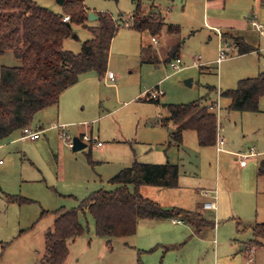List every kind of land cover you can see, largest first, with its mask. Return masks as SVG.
Here are the masks:
<instances>
[{"label":"rangeland","instance_id":"rangeland-1","mask_svg":"<svg viewBox=\"0 0 264 264\" xmlns=\"http://www.w3.org/2000/svg\"><path fill=\"white\" fill-rule=\"evenodd\" d=\"M34 1L56 13L62 12V4L57 0ZM228 1L234 2L230 16L233 19L240 18L243 6L254 3V0ZM84 3L90 12H108L119 25L111 45L108 70L104 76L96 71L81 75L73 87V95L67 98V116L74 117L72 122H58L54 111L50 114L52 111L48 110L52 109H46L35 116L31 126L41 133L37 140L23 138L22 131H17L1 141L0 239L10 244L0 264H42L45 234L51 231L56 219L53 211L75 208L95 190H113L116 185L109 179L121 168L134 160L154 163L146 160L160 151L162 163L168 162L167 157L179 159L181 173L180 187L168 190L176 196L165 195L163 202H182L196 209L197 200H204L199 194L200 187H204L215 191L217 203L222 201L224 210L221 213L218 210L217 217L214 211L205 213L216 222L215 228L212 223L200 221L193 225L180 223L185 227L179 228L177 239L181 240L173 242L176 244L172 248L170 243L152 246V251L142 254L143 263L264 264V238L258 239L260 245L252 246L255 252L250 250L255 239L253 227L264 223V176L257 173L258 161L264 158V96L260 112H240L228 111L230 100L220 94L221 90L235 88L241 78L264 70V36L258 31L251 32L260 54L238 56L233 41L228 39L231 42L228 46L230 43L223 36L224 40L206 27L207 9L204 10L202 0H141L144 9H153L168 23L182 26L179 35H170L163 28L159 43L155 44L149 32L131 28L132 22L130 26L126 24L136 10V0H84ZM211 12L210 5V18ZM255 16L264 26L263 20ZM86 24V27L73 25L72 35L64 40L65 50L82 51L84 42L92 38L88 27L98 26L99 20L88 18ZM178 39L183 42L179 52L182 63L175 69L171 65L175 58L170 62L166 59ZM141 46L149 47L152 59H143L146 55ZM221 46L227 54L219 61ZM0 65L20 66L21 60L8 51L0 55ZM201 66L208 69L203 71ZM109 72L114 73V79L108 78ZM189 79L192 85L186 84ZM208 85L213 89H208ZM156 86L164 91L158 103L148 101L146 95ZM204 96L208 98L206 103L219 102L214 111L219 130L228 142L226 149L218 152L216 146L201 147L194 130L186 131L180 146L167 149L166 144H158L163 141L160 130L164 129L156 128V116H168L164 105L189 103ZM169 126L174 124L164 127L165 130ZM84 135L90 138L84 140L87 146L74 151L69 142ZM233 149L243 154L253 149L256 157L248 158V167L241 169ZM90 151L94 162L89 160ZM146 188L143 193L147 197L155 196L151 190H160L153 186ZM19 198L30 202H20ZM43 210L50 213L41 217ZM79 217L85 231L72 246L71 260H74L70 264H111L136 259L137 250L133 248L136 237L111 238L114 244L111 250L106 246L109 239L97 236L93 216L81 212ZM242 245L246 248L241 249ZM76 258L80 259L78 263Z\"/></svg>","mask_w":264,"mask_h":264},{"label":"trees","instance_id":"trees-1","mask_svg":"<svg viewBox=\"0 0 264 264\" xmlns=\"http://www.w3.org/2000/svg\"><path fill=\"white\" fill-rule=\"evenodd\" d=\"M136 1L133 19L128 21L132 22L131 27L135 30L148 31L155 37L166 25L171 32L179 29L176 25L167 24L160 13L146 12L141 0ZM62 7V12L56 13L34 0H0V55L9 51L21 60L20 66L0 65V141L26 127L31 128L35 116L57 105L63 92L75 85L82 74L96 71L99 76H104L108 70L112 41L119 30L116 19L108 12L97 13L99 25L88 27L92 38L84 42L81 52L74 53L64 49V40L72 35L74 24L87 26L90 11L84 0H64ZM65 17H68L67 21H64ZM181 46L182 42L177 43L166 61L180 57ZM253 49L245 46L241 51L245 53ZM207 88L213 89L211 86ZM221 95L231 99L230 110L258 112L264 96V71L256 77L241 79L236 88ZM147 100L159 102V99ZM207 100L204 96L189 103L164 105L168 116L162 118V124L168 126L173 123L176 126L166 143L167 148L181 145L187 130L196 132L201 146L216 145L218 117ZM88 157L90 162H94L91 151ZM261 173H264V163ZM109 182L116 185L113 190L93 191L80 200L77 207L53 212L56 219L46 235L43 264H64L67 261L69 242L85 231L79 217L81 212H89L93 216L97 236L109 241L111 238L133 236L139 222L146 219L179 218L192 224L196 220L204 223L195 212L178 207L166 209L140 191L144 185L177 187L179 167L175 164L135 161L113 175ZM18 200L30 202L26 198ZM47 213L44 211L43 215ZM253 232L255 239L250 247L261 244L258 239L264 238V223H257ZM137 264L144 263L139 259Z\"/></svg>","mask_w":264,"mask_h":264},{"label":"crops","instance_id":"crops-1","mask_svg":"<svg viewBox=\"0 0 264 264\" xmlns=\"http://www.w3.org/2000/svg\"><path fill=\"white\" fill-rule=\"evenodd\" d=\"M203 3V8L204 10L207 9V12L205 10V13H204V19L207 20V28L208 29H211V30H214L216 33H217V29L221 32L223 38L227 41V43H230L228 46L231 45V42L230 41H233V44H232V47L234 48V50L236 51V54L238 56H241V55H246V54H249V53H258L260 54V51L258 47H255L254 45V40L252 39L251 37V32H254V31H257L254 29V27L252 26L251 24V20L256 18L258 20V17L255 16V14H257L259 16V18H261L264 22V13H263V5H264V1L262 0H254V3L253 4H247L246 5V8H244L243 6V12L240 16V18H231L230 16L233 15L232 13V10H233V7H234V2H230L228 0H202ZM212 7V15H211V18L208 16V9L209 7ZM88 8V7H87ZM227 8H231V9H227ZM88 10L90 11V9L88 8ZM146 12H150V11H154L153 9H150V10H147L145 9ZM251 12V13H250ZM134 14V13H133ZM132 14V15H133ZM249 14V15H248ZM253 14V15H252ZM131 15V16H132ZM130 16V17H131ZM228 16L231 18H228ZM207 17V18H206ZM165 19V17H164ZM238 20V21H236ZM130 21V20H129ZM166 21V19H165ZM167 22V21H166ZM206 23V22H205ZM167 24H173V25H176L179 27V29L174 30V32H171L169 31V29L167 28V25L164 26L163 28H166L167 29V33L170 34V35H179L180 32L182 31V26L180 23H168ZM97 26V25H95ZM94 26V27H95ZM132 28V27H131ZM134 29V28H133ZM163 30V29H162ZM146 32V31H145ZM148 32V31H147ZM162 32V31H161ZM161 32L156 35L155 37L157 38V41L159 40V36L161 35ZM260 33V32H259ZM261 34V33H260ZM262 35V34H261ZM264 36V35H262ZM153 38V36H152ZM223 39V40H224ZM229 39V40H228ZM153 41V40H152ZM154 42V41H153ZM179 42H182V41H179V39L176 41V43H174L170 49L168 50L167 52V55L168 53L170 52V50ZM155 43V42H154ZM159 43V41H158ZM158 43H155V44H158ZM183 44V42H182ZM245 46H251L253 47L254 49L252 51H249V52H245V53H242L241 49ZM142 48V52L146 55V57H144L143 59L145 60L146 58L147 59H152L149 55V52L151 53V51H149V47H147V49H145L143 46H141ZM153 52V51H152ZM155 55V54H154ZM148 56V57H147ZM180 56V54H179ZM156 58V56H154V59ZM200 69H202L204 71V69H208L206 68V66H201ZM262 71L264 70H259L257 75L259 73H261ZM83 75V74H82ZM257 75L255 76H248V77H244V78H241V79H245V78H252V77H256ZM81 77V76H80ZM240 79V80H241ZM239 80V81H240ZM238 81V82H239ZM79 82V81H78ZM77 82V83H78ZM76 83V84H77ZM75 84V85H76ZM75 85L71 86L70 88H68L66 91L63 92V94L61 95L60 97V101L57 105H54V106H51V107H48L46 109H52V110H48V111H52L50 112L53 113L54 111V115H55V118L56 120H58V122H60L62 120V123H70L72 122V120L74 119V117L72 116H67V111H68V108H66L68 106L69 103H67V98L69 97V95H73L71 94L72 91H73V87H75ZM209 86V85H208ZM236 88V87H235ZM230 89H234V88H230ZM230 89H226V90H230ZM224 90V91H226ZM223 90H221L219 93L222 94L224 92ZM164 95V94H163ZM223 96V95H221ZM161 97V96H160ZM160 97L158 99H160ZM227 97V96H225ZM229 98V97H227ZM148 99V98H147ZM157 99V100H158ZM230 102H229V105L227 106V109L228 111L230 110L229 109V106L231 104V99L229 98ZM218 101H209L207 104L211 107L213 106L214 104H218V106H215V107H211L212 110H217V108H219V102L217 103ZM260 106V104H259ZM52 107H56L53 108ZM260 108V107H259ZM46 109L40 111L39 113H43V111H46ZM232 111V110H230ZM235 111V110H233ZM261 109H259L258 112H260ZM38 113V114H39ZM63 113H65L63 115ZM49 112H47L45 114V117L46 115H48ZM158 118V121L156 123V128H159V129H164V130H160L163 135H164V138L162 139L163 141H160L158 144H166L170 139H171V134L172 132L175 130V125L174 126H169V130H165L166 128L164 127H167V126H164L161 122L162 118L166 117H162L161 114H157L156 116ZM73 118V119H71ZM70 121V122H69ZM40 128H43V125L40 126ZM185 133L186 131L184 132V136H185ZM41 134V133H40ZM184 136H183V139H184ZM39 137V136H38ZM170 138V139H169ZM219 138H222L224 139V145H223V150L226 149L225 148V145H227V140H226V137L223 136L221 134V130H219V126H218V136H217V142H218V139ZM38 139V138H37ZM35 139V140H37ZM198 139V137H197ZM2 141V140H1ZM11 141V140H10ZM84 141V140H83ZM184 141V140H183ZM115 142V141H114ZM119 142V141H117ZM183 143V142H182ZM199 143V141H198ZM182 145V144H181ZM200 145V144H199ZM177 146H180V145H177ZM201 146V145H200ZM217 147V150H218V144L216 143L215 145ZM202 147V146H201ZM1 149V148H0ZM168 149V148H167ZM222 150V151H223ZM253 149H250V152L252 151ZM233 153L234 156L236 157H239L238 154H243V153H240L239 151H236V149H233L231 150ZM218 152H221L218 150ZM248 152V153H250ZM255 153V151H253ZM162 152H157L155 155L153 156H149L148 162H154V163H162L164 162V159H163V154H161ZM248 153H244V154H248ZM92 155V153H91ZM165 156L167 157V153H165ZM251 157H256V153L254 156H251ZM249 157V158H251ZM168 158V162H165V163H171V164H175L179 167V182H178V186L177 187H174V188H161V187H158L160 190H151V192L153 194H155V196H152L151 197H148L150 199H153L155 201H157L162 207L166 208V209H170V208H174V207H178V208H182V209H185V210H188V211H192V212H195L196 215L200 218L203 219L204 223L202 224H208V223H212L214 224V228L216 227V222L213 221L211 219V217H206L205 216V213L206 212H209V211H214V214L216 215L217 217V214L216 212L218 210H220V213L221 211L224 210V207L221 205L222 201L219 203H217V209L216 210H207V209H204L202 207V203L203 201H200L199 199L197 200V202L195 203V208L196 209H190V207L184 203H178L177 201H171L170 203H166V202H163V197L165 195H168V196H172V197H175L176 195L173 194V192H168L169 189H177L180 187V184H181V173H180V164H179V159H171L170 157H167ZM238 159L240 160V158H235V161L237 162ZM137 160H134L133 162H135ZM259 163V166L257 168V173H258V176H264V173L262 174L261 173V165L262 163H264V158L261 159L260 161H258ZM257 163V165H258ZM132 165V164H131ZM130 166V165H128ZM126 166V167H128ZM240 168L242 169H246L248 167V162H246L245 165H239ZM125 168V166L123 167ZM121 168V169H123ZM120 169V170H121ZM119 170V171H120ZM118 171V172H119ZM219 182H220V179H219ZM227 183V182H226ZM147 186H150V185H144V186H141L140 188V191L141 193L147 197L143 192H144V189H147L146 187ZM153 187H156V186H153ZM204 187H200L199 189V194L200 196H202V191L204 190L203 189ZM203 189V190H202ZM202 190V191H201ZM96 191V190H95ZM150 191V190H149ZM178 198V197H177ZM203 198V196H202ZM82 200V199H81ZM222 200H223V196H222ZM217 202V200H216ZM65 208V207H63ZM61 209V208H59ZM66 209V208H65ZM58 210V209H57ZM44 211H47L48 213H50V211L48 210H43ZM43 212L41 214V217L42 216H45L43 215ZM54 212V211H53ZM52 212V213H53ZM47 213V214H48ZM197 218V217H196ZM211 219V220H209ZM198 221V220H196ZM180 223H188V221L184 220V219H179V218H173V219H146V220H141L138 224V228H137V232L136 234H134L133 236L136 237L134 240H135V245H133V248L135 250H137V257L136 259L134 258H129L128 261H112L111 264H137L138 263V260L141 259V261L143 262V259H142V254L146 253V252H149V251H152L153 250V247L152 246H158V245H161V246H166L168 243H170V247H174L173 244H176V243H173V242H179L178 240H181V239H177V237L179 236L178 233L180 231L179 228H185L184 226L180 225ZM190 223V222H189ZM192 224V223H190ZM193 225V224H192ZM171 231V232H170ZM46 235L47 233L45 234V239H46ZM132 236V237H133ZM80 237V236H79ZM99 237V236H98ZM131 237V236H130ZM102 238V237H100ZM78 239V238H77ZM72 240L69 242V256H68V259L67 261L64 263V264H70L71 261H73L74 259L72 258L71 260V257H73V252H72V246L76 243V240ZM203 240V239H202ZM45 241V240H44ZM45 243V242H44ZM10 244V242H4L0 239V246H1V251H0V260L2 259L3 255H4V251H5V248ZM126 244L128 245V243H124V246L126 247ZM106 246H110L111 247V250H113V242L112 240H107V244ZM166 248H169V247H166ZM246 246L245 245H242L241 246V249H245ZM44 254H45V251L43 253V256H42V259H41V262L43 264V257H44ZM98 257H100L98 255ZM80 259L76 258V262L78 263Z\"/></svg>","mask_w":264,"mask_h":264},{"label":"built area","instance_id":"built-area-1","mask_svg":"<svg viewBox=\"0 0 264 264\" xmlns=\"http://www.w3.org/2000/svg\"><path fill=\"white\" fill-rule=\"evenodd\" d=\"M132 19H133V16L130 17V20H132ZM67 20H68V17H65L64 18V21H67ZM126 24L128 26L131 25L130 22H128ZM251 24H252V26L254 27L255 30H257L262 35H264V26H263L262 23H260L256 18H254V19L251 20ZM216 31H217L218 35L220 36V38L223 39L221 32L218 29ZM152 40L155 43H158L156 37H153ZM226 54H227V52H226L225 48L223 46H221L220 47V53H219V61H221L222 59H224L225 56H226ZM181 63H182L181 58L180 57H177L174 62H171V65H172L173 68L177 69V68L180 67V64ZM108 78L109 79H114L115 78L114 73L113 72H109ZM163 94H164V91L161 90L159 88V86H156V88H153L152 90H150V91H148L146 93L147 97L149 99H153V100H157ZM215 106H218V104H214L211 107H215ZM22 133H23V136H22L23 138L24 137H27V138H30L31 140L37 139L38 136L40 135V131H34L30 127L24 128L23 131H22ZM82 140L88 141V140H90V138L87 135H84L82 137ZM224 142H225L224 139H222V138H219L218 139L217 144H218V150L219 151H222L223 150ZM99 144H101V143L99 142ZM69 145L70 146H73V142H69ZM2 146H3V144L0 141V148H2ZM254 155H255V153L253 152V150L250 153H248V154H238V156L240 158V165H242V166L245 165L246 162H247V159L249 157H251V156H254ZM1 162L2 161L0 160V163ZM202 196L205 199L203 201V203H202V207L204 209H207V210H216L217 209V202H216L217 195L215 194V191H212V190H209V189H204L202 191ZM250 250H251V253L255 252V248H253V247Z\"/></svg>","mask_w":264,"mask_h":264},{"label":"water","instance_id":"water-1","mask_svg":"<svg viewBox=\"0 0 264 264\" xmlns=\"http://www.w3.org/2000/svg\"><path fill=\"white\" fill-rule=\"evenodd\" d=\"M58 1V3L59 4H63V2H64V0H57ZM89 18L91 19V20H93V19H98L99 18V16H98V14L97 13H95V12H89ZM186 84L187 85H192V80H187L186 81ZM87 146V144L80 138V137H75L74 139H73V146H72V148H73V150L74 151H77V150H80V149H83V148H85Z\"/></svg>","mask_w":264,"mask_h":264}]
</instances>
